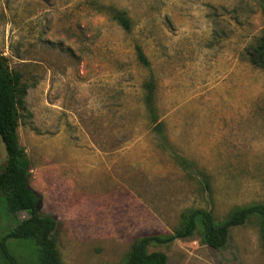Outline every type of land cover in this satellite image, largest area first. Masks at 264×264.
<instances>
[{
	"label": "rangeland",
	"instance_id": "1",
	"mask_svg": "<svg viewBox=\"0 0 264 264\" xmlns=\"http://www.w3.org/2000/svg\"><path fill=\"white\" fill-rule=\"evenodd\" d=\"M263 5L0 0V53L28 86L18 141L40 211L56 219L62 264L121 263L137 238L176 231L188 208L221 222L235 207L264 204V70L245 57L264 30ZM111 9L126 14L130 31ZM136 46L149 67L138 63ZM149 79L167 138L161 145L144 107ZM5 161L0 139V169ZM24 218L0 196V240ZM6 246L18 264H38L32 241ZM148 251L164 253L167 264H264L256 217L232 228L222 249L196 231Z\"/></svg>",
	"mask_w": 264,
	"mask_h": 264
},
{
	"label": "trees",
	"instance_id": "2",
	"mask_svg": "<svg viewBox=\"0 0 264 264\" xmlns=\"http://www.w3.org/2000/svg\"><path fill=\"white\" fill-rule=\"evenodd\" d=\"M264 12V5L262 6ZM110 17L125 31H130L131 21L122 11L110 10ZM136 59L144 67L149 61L139 46L135 47ZM247 62L253 68L264 70V30L260 36L245 49ZM144 107L147 120L152 126L158 145L167 143L163 134V123L157 115L155 105V82L149 79L143 82ZM28 86L19 72L9 69L6 59L0 53V139L6 152V161L0 169V196L5 200L7 210L13 215L25 213L26 218L19 221L11 232L0 240V255L6 264H18L9 253L8 239L30 240L33 242L38 264H62L56 247L55 233L57 222L51 215L40 211V196L29 186L30 161L19 144L17 129L20 110L24 107V97ZM178 166L193 169L195 164L176 156ZM204 189H209V180L205 172L197 171ZM181 226L168 234L142 236L131 244L124 260L117 264H167L162 252H149L150 245H167L175 240L191 238L199 232L201 242L212 249L225 247L229 231L256 217L260 224L261 242L264 246V204L251 203L233 208L226 218L217 222L211 211L201 208H188L181 213ZM199 229V230H198Z\"/></svg>",
	"mask_w": 264,
	"mask_h": 264
}]
</instances>
